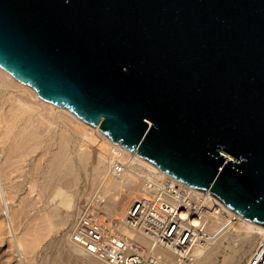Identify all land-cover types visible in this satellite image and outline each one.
Here are the masks:
<instances>
[{"label": "water", "instance_id": "95a60500", "mask_svg": "<svg viewBox=\"0 0 264 264\" xmlns=\"http://www.w3.org/2000/svg\"><path fill=\"white\" fill-rule=\"evenodd\" d=\"M0 69L264 228V0H0Z\"/></svg>", "mask_w": 264, "mask_h": 264}, {"label": "rangeland", "instance_id": "374dc122", "mask_svg": "<svg viewBox=\"0 0 264 264\" xmlns=\"http://www.w3.org/2000/svg\"><path fill=\"white\" fill-rule=\"evenodd\" d=\"M16 95L18 94L14 89L12 88L2 89L0 87V118L6 119V123H3V125L8 128L7 131L9 130L8 135L5 137L6 139L2 136L3 138L0 140V151H1L0 162L2 163V166H1L2 170H3V167L7 169V167L9 166L7 170H5L4 168V170L8 174H5V171L3 172L6 177H8L10 174L9 177L11 178L9 179L8 177L9 180L7 179L10 182L3 181V183L5 182L4 186L10 193V195L8 193L6 196L8 197L9 195V199L10 200L12 199L11 201L8 200V208L10 210H9V216L7 217L6 208L3 210V206H5L3 196L0 197L1 198L0 199V226H1L0 227L1 228L0 237L2 236L0 238L1 239L0 240V264H88V263H93L91 262V259L89 258L77 257L75 254L69 255V253H67L68 243L65 241H67L66 235L68 236V230L70 226L75 221V219L79 216L83 206H92L94 208L93 213H95L96 219H99L98 221L102 222V224H110V222L107 221L108 219L106 220L104 214L102 213L103 212L102 208H104L105 206L108 207L110 205L111 201L108 200L109 199L108 196L112 192L101 197L100 195L101 185L97 182H96L97 183L96 185V183H92L90 180V178L92 177L91 167H93L94 165L93 160H95L94 157H95L96 151L97 152L99 151V148L96 145V143L95 144L87 143V145L83 149L88 154L86 161H84L83 163L84 165L82 164V167L78 166L76 163V159H77L76 157L82 155V149L79 150V146L82 142H81L80 137H78L79 136L78 128L73 123L69 122L66 119H60V120L58 119V121L55 119L56 121H54V119H52L47 114L43 115V117H45L46 120L44 119L43 122L42 120L38 121L37 123L35 122L32 124L33 126L29 125V123L19 125L17 120H19V118L23 115V113H21L20 110H16L15 108V106L17 105L16 99H15ZM49 117L52 119V121L49 119ZM47 125H49L52 128L48 127ZM28 126H29V130L27 128ZM30 126L33 127L34 129L31 128ZM47 127L50 129H48ZM29 133H32L35 135L38 134L39 136L36 135L38 138L34 140L32 139V141H27V139H21L23 136H27ZM15 140L16 141L21 140L19 142H22L23 140V143L24 141H27V142H25V144L22 147L21 145H19L20 147H18L17 152L21 154L19 155L18 153H14L9 160V162L12 161V163L10 162L11 163L10 164L8 162L6 165V163L4 164L3 163L4 161L2 162V160H4L5 154H7L6 152L7 145L13 142L16 143ZM61 145L63 146L62 152L66 154L67 156L70 155L68 157L69 162H71L73 165L75 163V168L71 176V178L74 181V184L71 187V189L69 188V191L74 196L72 199V201L74 202V206L68 212V219L66 223L63 226H57V227L52 228L50 226V220L48 221V215L46 214L47 209H48L47 204H50L51 202L49 199V194H47V191L42 192L41 190V183H42V178H43L41 176H43L42 175L43 168H44L46 161L48 160L51 154L57 153V151L60 150ZM93 153H94V156H93ZM22 154H25V155H22ZM109 160L113 161V158L109 156ZM13 162L17 164L15 165ZM13 164L19 167H15ZM38 164L40 165L37 166ZM33 168H35L36 171L37 170L39 171H37L36 173V171ZM17 170H20V171L17 172ZM5 176L4 178H2V180H6ZM12 187H19V191H16V192L11 191ZM76 192L77 194H75ZM11 193H15V194H12L11 196ZM27 199H29L28 202L31 201L30 202L31 204L28 202L27 203L25 202L27 201ZM24 207L28 209L25 210ZM22 209L24 211H27V213L24 214V211ZM21 210H22V214H20ZM99 212H101L100 214L102 215H100ZM110 226L112 225L110 224ZM257 242L259 241L254 239L251 241L250 248L245 247L244 253L236 257V261L238 262L237 264L246 263V260L249 258L250 253L257 246ZM239 244H240L239 238L236 236L235 233H231V237L229 239L223 240L222 244H220V248L214 255V260L212 264H223L224 258L231 253L230 252L231 248L237 247Z\"/></svg>", "mask_w": 264, "mask_h": 264}, {"label": "bare ground", "instance_id": "6f19581e", "mask_svg": "<svg viewBox=\"0 0 264 264\" xmlns=\"http://www.w3.org/2000/svg\"><path fill=\"white\" fill-rule=\"evenodd\" d=\"M0 87L2 89L3 88H12L18 94L15 97L16 102H17V105L15 106V108H16V110H20L21 113H23V115L19 118V120H17L19 125L20 124H27V123H29V125H32L33 123H35V122L37 123L38 121H41V120L43 122V120L45 119V117H43V115L47 114L52 119H54V121H56V120L58 121V119L59 120L60 119H66L69 122L73 123L78 128V134H79L78 137H80L81 142H82L79 146V150L82 149V155L76 157L77 158L76 163L78 166L82 167V164L84 163V161H86L88 154L83 149L87 145V143L88 144H91V143L95 144L96 143V145L99 148V151L98 152L96 151V154L94 157L95 160H93L94 165H93V167H91L92 177L90 178V180L92 183L97 182L101 185V187H100L101 188V190H100L101 197L112 192L108 196L109 199L107 198L108 200L111 201L110 205L108 204L109 205L108 207L105 206L104 208H102V210H103L102 213L104 214L106 220L108 219L107 221L110 222L113 229L120 236H123L126 238H131L132 237L131 233L124 226V216H125V213L129 207L130 203L133 200L142 197V195L144 193L143 185L140 183L141 181L139 179L133 178V176H128L126 174L122 175L118 178L113 176L112 175V166H114V162L116 161L122 165H127V167L130 168L132 171H134L138 176L141 174L140 176L147 177V176H149V174H154V175H156L157 178L161 179V178H164L165 175L158 172L154 167H152L147 162L137 158L134 153H129V152L123 150L118 144L111 143L102 134H100L96 130L92 129L91 127H89V126L85 125L84 123L80 122L79 120H77L68 111H66L62 108H59L57 106H54L52 104L40 101L39 99L36 98L37 95L31 88L22 85L20 82H17L9 74H7L5 71H3L1 69H0ZM15 108H14V110H15ZM50 117H49V119L52 121V119ZM60 122H62V121H60ZM3 123H6V119L0 118V126H1L0 127V129H1L0 130L1 131L0 132V140L3 137L5 138L8 135V131H9V130L7 131L8 128L6 126H4ZM49 125H47V126L50 127ZM66 125H68V124H66ZM69 127H71V126H69ZM27 128L29 130V126ZM31 128H33V127H31ZM50 128H52V127H50ZM50 128H48V129H50ZM67 128H68V126H67ZM36 135L39 136L38 134H36ZM36 135L29 133L27 136H23L21 139H27V141H32V139L34 140V139L38 138ZM19 141H21V140H19ZM19 141H16V143L13 142V143L7 145V149H6L7 154H5V158H4V160H2V162L4 161L3 162L4 164L6 163V165H7L11 156L14 153H18L17 149H18V147H20L19 145H21V147H22L25 144V142H27V141H24V143H23V140H22V142H19ZM62 147L63 146L61 145L60 150H58L57 153H53L50 155V157L48 158V160L46 161V163L44 165L43 174H42L43 176H41V177H43L42 183H41V190H42V192L47 191V194H49V199L51 202L50 204H47L48 209H47L46 214L48 215V221L50 220V226L52 228L57 227V226H63L68 219L69 210H71V208H73V206H74V202L72 201L74 196L69 191V188L71 189V187L74 184V181L71 178V176H72V174H73L72 172L75 168V163L73 165L71 162H69L68 157L70 155L67 156L66 154H64L62 152ZM91 153H92V151H91ZM18 154H16V155H18ZM22 155H25V154H22ZM93 156H94V153H93ZM107 156H108V158H107ZM109 156L111 158H113V161L109 160ZM19 157H21V156H19ZM90 157H91V155H90ZM15 158H16V156H15ZM0 159H1V151H0ZM10 162L12 163V161H10ZM10 164H8V165H10ZM14 164L16 165L17 163H14ZM39 165L40 164H38L37 166H39ZM1 166H2V163L0 162V197L3 196L4 204H5V206H3V210L6 208V216L8 217L9 216V210H10L8 208V200H10L9 199L10 193L8 192L6 187L4 186L5 182L3 183V181H8L11 177H9L10 174L8 176L9 179H8V177L5 176V174H8L5 170H7L9 168V166L7 167V169L5 167H3V170L1 168ZM35 166H36V164H35ZM11 167H12V165H11ZM15 167H19V166H15ZM4 168H5V170H4ZM89 168H87V169H89ZM33 169L35 170V168H33ZM20 170H17V172ZM3 171H5V174ZM37 171H39V170H37ZM37 171H36V173H37ZM4 176H5L6 180H2V178H4ZM37 176H39V175H37ZM8 182H10V181H8ZM97 183H96V185H97ZM87 189H88V187H87ZM11 191H13V192L19 191V187H12ZM73 192H75V191H73ZM8 193H9V195L7 197L6 195ZM12 194H15V193H11V196H12ZM75 194H77V192ZM189 194L192 197L196 198L199 202H204V204H212L215 202L207 193H199V192L190 190ZM13 196H15V195H13ZM46 198H47V196H46ZM104 198H106V197H104ZM22 201H23V199H22ZM28 201H29V199H27V201H25V202L27 203ZM30 202H28V203H30ZM32 203H33V201H32ZM22 204H23V202H22ZM19 205H21V204H19ZM31 206H33V205H31ZM27 209L25 208V210H27ZM222 209H223V215L220 218L211 220L209 222H205V227H204V231H203L204 236L201 237V240L198 242V244L195 245V247L192 250V264H212L213 260H214V255L219 250L220 244H222L223 240L229 239L231 237V233L236 234V236L239 238L240 244L237 247L231 248V251H230L231 253L224 258L223 264H237L238 262L236 261V257L238 255L240 256L242 253H244L245 247L250 248L252 240L256 239L260 242L262 239H264V228L257 226V225H254V224H251L249 222L243 221L240 218H238L237 216L230 213L229 211L225 210L223 207H222ZM22 210H21V213L19 212L20 214H22ZM25 213H27V211H24V214ZM100 213L101 212H99V214ZM100 215H102V214H100ZM0 230H1V228H0ZM66 237H67V241H65V242L68 243L67 253H69V255L75 254L77 257L89 258V259H91V262H93V263H88V264H103L102 262L84 254V252L80 248L72 245L69 242L67 235H66ZM259 242H257V244ZM251 253H250V255H251ZM92 260H94V261H92ZM86 261H88V260H86ZM163 262H164L163 264H185V263H181V262L176 261L175 257L171 254H166Z\"/></svg>", "mask_w": 264, "mask_h": 264}, {"label": "built area", "instance_id": "2783aa9c", "mask_svg": "<svg viewBox=\"0 0 264 264\" xmlns=\"http://www.w3.org/2000/svg\"><path fill=\"white\" fill-rule=\"evenodd\" d=\"M125 174L139 179L144 190L124 216V226L132 237L120 236L112 226L96 219L92 206H83L68 230L69 242L103 264H163L166 254L191 264L192 250L204 236L205 222L220 218L222 206L216 201L199 202L189 194L191 189L166 175L161 179L149 173L138 176L115 161L112 175L118 178ZM245 264H264V239Z\"/></svg>", "mask_w": 264, "mask_h": 264}]
</instances>
